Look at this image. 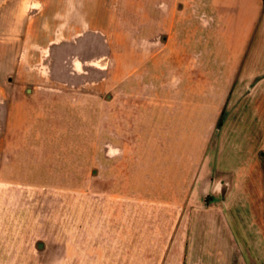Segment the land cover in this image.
<instances>
[{
  "label": "crops",
  "instance_id": "0c3cea01",
  "mask_svg": "<svg viewBox=\"0 0 264 264\" xmlns=\"http://www.w3.org/2000/svg\"><path fill=\"white\" fill-rule=\"evenodd\" d=\"M33 3L14 26L27 52L3 95L0 193L92 170L80 258L264 264L263 0Z\"/></svg>",
  "mask_w": 264,
  "mask_h": 264
},
{
  "label": "rangeland",
  "instance_id": "374dc122",
  "mask_svg": "<svg viewBox=\"0 0 264 264\" xmlns=\"http://www.w3.org/2000/svg\"><path fill=\"white\" fill-rule=\"evenodd\" d=\"M32 5H35L33 0H0V24H2L0 27L4 29H0V92L2 91L0 126L4 121L3 113L6 109V98L3 95L4 93L8 95L9 90L16 89L11 82L15 73L14 64L15 62L17 64L19 60L16 52L22 53L24 57L27 52L24 49H14L15 39L19 38V34L14 33V26L21 20L23 23L29 20ZM39 53L42 55V51ZM88 67L87 72L98 69L92 63ZM67 87L70 86L67 84ZM102 89L109 90L106 85ZM1 131L3 130L0 129V137ZM86 131L93 132L92 129ZM218 136V130H214L213 135L210 134L208 137H212L216 143ZM92 165L93 163L87 164L85 169H93ZM86 173L87 177L80 179L77 177L53 178L49 180V184L55 187L53 193H21L22 201L16 204H11L13 194L7 192L9 188L0 193V264H109L108 258L83 259L79 257V241L76 235L78 185L84 186L81 191L83 193L85 190L86 197H89L93 196V185L99 186L100 181H103V179H95V183L92 170H87ZM0 185L9 184L4 179H0ZM62 185L70 187L69 220L73 221L69 234L64 236L61 221L67 218V210L65 202L64 205L62 204V199L65 198V194L62 193L64 189H61ZM52 221L58 224H52Z\"/></svg>",
  "mask_w": 264,
  "mask_h": 264
},
{
  "label": "trees",
  "instance_id": "16d2710c",
  "mask_svg": "<svg viewBox=\"0 0 264 264\" xmlns=\"http://www.w3.org/2000/svg\"><path fill=\"white\" fill-rule=\"evenodd\" d=\"M263 6H264V0H263Z\"/></svg>",
  "mask_w": 264,
  "mask_h": 264
}]
</instances>
